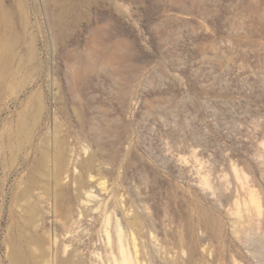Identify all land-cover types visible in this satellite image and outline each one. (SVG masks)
I'll return each instance as SVG.
<instances>
[{
    "label": "rangeland",
    "instance_id": "rangeland-1",
    "mask_svg": "<svg viewBox=\"0 0 264 264\" xmlns=\"http://www.w3.org/2000/svg\"><path fill=\"white\" fill-rule=\"evenodd\" d=\"M4 12L20 40L0 80V264L13 235L33 263L45 247L53 264L73 251L264 264V0H0ZM23 186L37 228L15 204Z\"/></svg>",
    "mask_w": 264,
    "mask_h": 264
},
{
    "label": "bare ground",
    "instance_id": "bare-ground-1",
    "mask_svg": "<svg viewBox=\"0 0 264 264\" xmlns=\"http://www.w3.org/2000/svg\"><path fill=\"white\" fill-rule=\"evenodd\" d=\"M1 26H4L6 28V30L9 29L10 35L7 37L4 36V37L0 38V80L4 79L7 76L10 67H12L14 64L15 58H17L16 57L17 56L16 55L17 54L16 48H17V45H18L19 40H20V35L14 31L12 19H11V16L9 13L4 12L3 22H0V27ZM40 105L38 108L39 112L41 110ZM39 112H37L34 115L32 114V116L29 114H26L23 117L22 127L20 129L22 134L18 137V139L16 141V145H17L16 150L18 151V154L21 151H23L24 149L29 150L30 147L26 148L25 143H26L27 139H33L34 138V129L33 128L36 129L35 126L38 127L37 124H39V121H40ZM30 118L32 119L31 123H33L34 126H32V124H31V126L28 124V120H31ZM0 151H1V149H0ZM25 155H26L25 160L27 162V160H28L27 158L29 157V152L27 151V153ZM44 156L45 157L43 158V160H44L43 164L45 165V163L48 164V162L51 159L49 158L50 156L48 154H45ZM17 159H18V157L13 159L12 165H14L16 163ZM55 159L56 160H54V163H53L54 168H53L52 175H53V178L56 182V185L58 183L60 185V176H61V172H62V169L64 166V156H63V152L61 150H58L57 154H55ZM86 165L90 166L91 160L87 161ZM40 169L41 168H37V170L33 171V173L29 176V182L33 186L39 184V180L37 178L40 179L41 176L45 177L46 175H48V174L45 175V172H42ZM46 178H47V176H46ZM56 185H54V187ZM55 196L58 198V194ZM15 202H16L15 203L16 206L19 209L20 215L24 214L21 217L23 219L24 223L26 225H29V226L32 224V226H33V224H35L34 222L36 220L38 211L36 210V206L33 205V203H31L32 201H31V196H30V190L28 187H25V186L21 187V190L18 193V195L15 199ZM36 221H38V220H36ZM37 225H38V223H37ZM34 226L36 227V224ZM37 227H39V226H37ZM26 228L24 229L25 231L23 230V232L21 233V236L23 237V239L26 240V243L29 245V248L32 249V245H37L38 249H36V250L38 251L39 247L40 248H41V246L44 247V245L40 244V240L37 239L38 237L36 238L35 235L33 237H30L31 235L27 236V233H26L27 229ZM13 236L11 238L12 240L8 241V243H7L9 246L8 252H7L8 264H53L52 260H50L51 255L49 256V252H48L49 251L48 249H50V248H48V249L45 247L42 248L40 250L41 252H39V254L41 253L40 257L35 258V261L33 263L30 260V258H28L27 255L25 254L24 248H23L24 246L22 245L23 243L13 239ZM40 238H41V236H40ZM44 239H46V237ZM47 242H49V241H47ZM49 244H51V243H49ZM50 247H51V245H50ZM34 254L39 255L37 253H34ZM125 263H127V260L125 261ZM56 264H81V258H79L78 254H74V251H73L65 258H60V259L58 258V260L56 261Z\"/></svg>",
    "mask_w": 264,
    "mask_h": 264
}]
</instances>
